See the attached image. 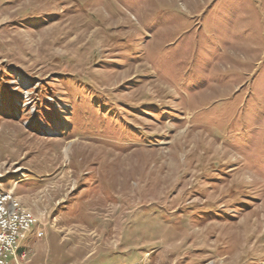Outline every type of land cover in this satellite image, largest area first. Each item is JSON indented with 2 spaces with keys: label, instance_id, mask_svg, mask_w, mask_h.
<instances>
[{
  "label": "rangeland",
  "instance_id": "1",
  "mask_svg": "<svg viewBox=\"0 0 264 264\" xmlns=\"http://www.w3.org/2000/svg\"><path fill=\"white\" fill-rule=\"evenodd\" d=\"M7 191L26 264H264V0H0Z\"/></svg>",
  "mask_w": 264,
  "mask_h": 264
},
{
  "label": "built area",
  "instance_id": "2",
  "mask_svg": "<svg viewBox=\"0 0 264 264\" xmlns=\"http://www.w3.org/2000/svg\"><path fill=\"white\" fill-rule=\"evenodd\" d=\"M7 196H14L7 194ZM0 207H7L6 199H0ZM30 227V223L25 221V216L20 215L17 209L14 212H7L5 222H0V264H26L28 259V250H25L23 260H15L12 254L14 244H19L23 231ZM42 232L37 234L40 238Z\"/></svg>",
  "mask_w": 264,
  "mask_h": 264
},
{
  "label": "bare ground",
  "instance_id": "3",
  "mask_svg": "<svg viewBox=\"0 0 264 264\" xmlns=\"http://www.w3.org/2000/svg\"><path fill=\"white\" fill-rule=\"evenodd\" d=\"M7 194H12L11 191L7 192H0V199H6L7 207H0V222H5L7 212H14V209H17L20 212V215L25 216V221L30 223V227L26 231H23L20 241L25 238L26 233L31 229V227L36 224V220L27 214L25 211L20 210L18 200L15 196H7ZM39 232H37L38 234ZM36 234V236H37ZM25 250L22 249L20 250L19 244H14L12 247V254H14V259L15 260H23L25 258Z\"/></svg>",
  "mask_w": 264,
  "mask_h": 264
}]
</instances>
